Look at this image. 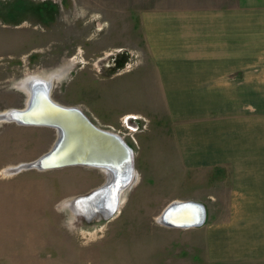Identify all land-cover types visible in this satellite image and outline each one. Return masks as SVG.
I'll return each instance as SVG.
<instances>
[{
    "label": "rangeland",
    "instance_id": "rangeland-1",
    "mask_svg": "<svg viewBox=\"0 0 264 264\" xmlns=\"http://www.w3.org/2000/svg\"><path fill=\"white\" fill-rule=\"evenodd\" d=\"M209 3L213 0H0V112L26 106L23 82L31 75L59 71L62 76L52 79L53 99L79 106L135 152L134 173L117 211L87 219L71 211L70 200L102 186L106 172L81 165L5 171L49 151L58 132L0 122V179L11 180L13 193L22 190L27 198L29 231L39 229L46 245L54 239L57 249L45 248V260L264 264V257L244 254L243 234L231 239L244 228H213L229 221L235 188L254 183L246 167L264 162V22L260 31L254 29L259 25L248 26L251 50L237 43L235 57L204 59L237 69L220 74L212 82L217 87L163 88L149 40L150 17L165 21V9L188 6L189 13L198 12L197 20ZM4 26L12 38L9 50ZM188 200L206 206L203 225L160 222L172 202Z\"/></svg>",
    "mask_w": 264,
    "mask_h": 264
},
{
    "label": "crops",
    "instance_id": "crops-1",
    "mask_svg": "<svg viewBox=\"0 0 264 264\" xmlns=\"http://www.w3.org/2000/svg\"><path fill=\"white\" fill-rule=\"evenodd\" d=\"M187 7L165 9V21L156 14L146 23L150 26L148 34L154 47L158 78L163 88L217 87L212 82H216L220 74L237 69L231 67L230 62L204 59L235 57L237 43H242L244 51L251 50L252 45L247 44L249 40L245 34L249 25H259L254 28L258 31L262 29L264 0H213L212 5L203 7L206 11L197 20L194 15L198 12L189 13ZM177 25L184 27L181 29ZM194 34L198 36L192 37ZM1 35L5 37L4 47L7 50L13 48L11 35L8 32L6 36ZM169 49H173V56L168 54ZM243 55L252 56L253 53ZM205 82V85L200 84ZM256 165L259 166L246 167L251 169L247 178L254 183L243 185V191L238 186L232 193L229 221L213 228H244L240 234L235 232L231 239H242L240 235L243 234L244 254L264 257V184L256 182L264 181V173L259 171L264 168V162ZM240 175L238 173L239 180ZM12 188L11 180L0 179V264H58L54 258L45 260L43 255L45 248L53 247L54 239L46 245L39 229L29 231V213L24 208L27 198L21 195L22 190L19 191L21 194H14ZM233 253L242 252L234 250Z\"/></svg>",
    "mask_w": 264,
    "mask_h": 264
},
{
    "label": "water",
    "instance_id": "water-1",
    "mask_svg": "<svg viewBox=\"0 0 264 264\" xmlns=\"http://www.w3.org/2000/svg\"><path fill=\"white\" fill-rule=\"evenodd\" d=\"M29 98L24 108H11L0 112V122L53 127L57 140L49 151L36 160L17 165L12 172L37 168L40 170L66 166H89L103 169L107 181L88 194L70 200L72 206H86L85 212L71 211L87 219L99 213L105 218L117 211L119 194L127 188L135 169L133 147L120 134L98 126L79 106L62 104L52 97V83L42 79L26 82ZM132 116L128 121L133 120ZM109 194L113 207L109 211L99 205L102 195ZM207 221L206 206L198 201L172 202L162 213L160 222L172 227H193Z\"/></svg>",
    "mask_w": 264,
    "mask_h": 264
},
{
    "label": "bare ground",
    "instance_id": "bare-ground-1",
    "mask_svg": "<svg viewBox=\"0 0 264 264\" xmlns=\"http://www.w3.org/2000/svg\"><path fill=\"white\" fill-rule=\"evenodd\" d=\"M44 74H46V73H44ZM50 76H52V77H49V76L47 77V75L45 76V75H43L41 73H35V75H31L29 78L27 77L28 79H26L23 82V87L27 90L28 87H27L26 82L29 81V80H31V79H33V78H35V79H38V78H41L42 79V78H44L47 81H50L52 83V85H53V82H52L53 77L54 76L61 77L62 75H61V73L59 71H57L56 73H53ZM13 168H15V167H10V169L7 168V169H5V171L11 172ZM123 190L124 189H122L121 192H120V194H119V200H120V197L122 196L121 194H122V191ZM108 195L109 194H106V195L104 194L101 197H98L100 199H97L99 201V205H101L103 207V209L104 210H107V211H109L111 209V207H113V204L110 203L111 201H110V198L108 197ZM118 204H119V201H118ZM118 204H117V207H118ZM71 209L72 210L74 209V211L75 210H79V211L85 212V210L87 209V207L80 204V205H78V207L72 206ZM98 215H101V213H99Z\"/></svg>",
    "mask_w": 264,
    "mask_h": 264
}]
</instances>
